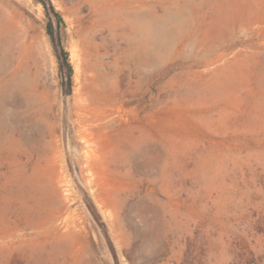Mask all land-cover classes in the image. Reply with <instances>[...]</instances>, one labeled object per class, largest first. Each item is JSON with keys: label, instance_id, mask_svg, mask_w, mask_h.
Masks as SVG:
<instances>
[{"label": "rangeland", "instance_id": "374dc122", "mask_svg": "<svg viewBox=\"0 0 264 264\" xmlns=\"http://www.w3.org/2000/svg\"><path fill=\"white\" fill-rule=\"evenodd\" d=\"M51 2L63 20L71 86L43 5L0 0V61L10 58L0 86L24 64L34 79L27 104L6 106L0 119V206L11 205L2 226L15 228L9 244L0 243V264H32L39 253L44 264H264V0ZM173 12L181 22L168 21ZM133 14L167 27L168 42H146L148 29L134 33ZM77 88L85 104L115 118L107 135L113 147L103 146L94 178L80 162ZM45 98L54 149L40 143L41 156L36 144L18 140L40 134ZM141 149L131 166L127 151L133 159ZM16 156L24 173L39 177L51 166L69 181L75 235L68 246L36 249L24 240L25 199L6 193Z\"/></svg>", "mask_w": 264, "mask_h": 264}, {"label": "bare ground", "instance_id": "6f19581e", "mask_svg": "<svg viewBox=\"0 0 264 264\" xmlns=\"http://www.w3.org/2000/svg\"><path fill=\"white\" fill-rule=\"evenodd\" d=\"M236 3H238V0H236ZM179 13L180 12L171 13L168 16V21H171L172 23L181 22L182 17H180ZM128 18H129L130 22L132 23V24H130V26L132 27L134 33H138L142 29H148L147 30L148 34L146 36V42L151 43V44H154V43L155 44H164L166 41L168 42V38L170 36V31L167 29V27L164 26L161 28H155V27H157L156 25H154L156 22L154 23L153 21H150V22L144 23L145 22L143 20L144 18L142 19V17L138 14L130 15V17H128ZM168 21H166V22L168 23ZM248 24H251V23H248ZM133 45L139 51L146 49V46H144V44H142L139 41V39H134ZM4 46H5V48L8 49V46H6V45H4ZM220 56H219V59H220ZM222 57L223 56H221V58ZM9 60H10V58L7 61H5V63H4V61H0V68L2 66L7 65ZM215 60L217 63L218 60L216 58H215ZM211 64H209V65H211ZM22 66H23L24 70H21V72L18 76L13 75L14 76L13 78H11V79L9 78L10 80H7V82L5 84H1V86H0V91L2 92L0 95V119H2L4 117L3 114L8 110V107L6 108V106H8V105L10 106V104H14V105H16L15 107H17V105L23 104L27 100V95H29L28 92L26 93V92H24V90H26L28 87L30 88V87H32V85H34L33 84L34 79L27 72V70H26L27 68L25 67L26 65L24 64ZM20 68H21V66H20ZM76 68H77V64H76ZM36 78H37V76H36ZM76 78L79 81V78H80L79 72L76 73ZM36 81H37V79H36ZM227 83H228V81L226 82V84ZM44 85H45V83H44ZM43 87H45V86H43ZM34 89L36 91V88H34ZM27 90H29V89H27ZM48 94L50 95V93H48ZM41 95H42V93H41ZM41 95H39V96H41ZM45 96L46 95H44L42 97H45ZM5 97H6V99H5ZM45 99H46L45 104L42 103V104H44V106L42 105V107L47 108V111H46L47 114L45 113V117L43 116L44 117L43 119L46 120L45 121L46 124L43 123L42 125L39 126V133L40 134H38L35 137L34 136L29 137L28 136L25 141H22L21 139L18 140V143L20 144L21 147L33 146V144H36V147L34 148V150H38L39 154H41L39 149H38L40 143H41V145H43L42 143H44L50 149H54L53 148L54 147V139H53L54 135H52L53 127L47 121L48 120V113H49L48 110H50L52 108L51 107L52 104L49 102V100H48L49 98H45ZM33 101H35V100L33 99ZM28 102L30 103V101H28ZM25 104H27V103L25 102ZM76 104L78 105L76 107V122L78 125L77 134H78V137L80 139V143L82 145V152H81L82 157H81L80 162H81L82 167L84 169H86L88 174L94 178V177L98 176L99 169L102 165L101 152H102L103 146L106 145L107 143L110 145L109 147L112 146V144L110 143V140H108L107 135H109L108 134L109 129L112 126V124L115 122V118H110L109 114L108 115L103 114L102 112H100L97 109H95L94 107H92L90 104H85V102L83 100V96L80 93V88H77V91H76ZM36 107H34V108H36ZM39 107H41V106H39ZM43 110H42V112H43ZM51 111H52V109H51ZM13 112L14 111H12V113H11L12 115H14ZM16 112H14V113H16ZM25 114H26V112H25ZM49 116H50V114H49ZM41 120H42V118H41ZM15 123H16V121H15ZM17 123H19V122H17ZM33 125H32V127H33ZM36 125H38V124H36ZM19 127H20V125H19ZM37 127L38 126H36V128ZM50 127H51V129H50ZM48 129L50 131V133H49L50 139H48L46 137V136H48ZM31 131H33V129ZM15 136H13V137H15ZM18 143L16 142L14 144L18 145ZM124 153L126 154L125 156H127V153H128V156L126 159L128 162L132 161L133 164L131 166L135 167L137 165V163H136L137 158L138 157L140 158V156L143 155V149H141V151H139L136 154L135 158H134V156H132L133 159L129 158L130 153L128 151H127V153L126 152H124ZM57 154H58V152H57ZM57 154L55 157L58 160L57 162H59L60 160H59V156ZM15 155H17V154H15ZM41 156H42V154H41ZM13 160H14V165L16 167H17L18 163H20L21 167L16 169L14 166V170H13V178L14 179L11 182L12 185H10L7 188L6 193L14 196L15 198L19 197V198L25 199V200H23L24 203L22 205L23 206L22 207V212H23L22 218L25 219V229L24 230H27L28 232H24V234H22L23 237L25 238L24 240L29 245L35 247L36 249H40L42 246H46V244L48 242L51 243V245H52L51 248H59L60 242L63 243L62 246L63 245L68 246L70 244L71 238L75 235V233L72 231V228L75 226H74V223L71 222V219L69 220V218H70V215L68 213L69 212V205L66 202L67 196L70 193L69 181L65 178L64 174H62V173L57 174V173H55L54 170H53L54 172H51L52 171L51 166L49 167V169H48V166H45L44 170L46 172H44V174L42 173L43 175H40L39 177L38 176L35 177L36 175L34 173H31V174L24 173V171H25L24 170V163L22 164V162L17 158V156L14 157ZM44 160H45V158H44ZM124 160H125V158H124ZM46 161H47V165L50 164V161L48 158H47V160H45V162ZM39 171H41V169H39ZM39 174H41V173H39ZM99 204H101L103 207H105L106 211H108L110 214L112 213L113 210L111 211V209L109 208L110 207L109 203H107L105 200H100ZM46 207L52 208L53 212L50 214L47 211ZM10 211H11V205L6 203L5 205L3 204L2 206H0V243H2V245L4 242H7L9 244L10 240H12V238L14 237V234H15L14 230L13 231L11 230V229H15V228H11V227L9 228V226H5V225L2 226L3 225L2 220L7 216V214ZM62 238H65L64 241H61ZM35 248H34V250H35ZM43 255L44 254H42V253L37 254L36 260L32 264H44L45 258L43 257Z\"/></svg>", "mask_w": 264, "mask_h": 264}, {"label": "trees", "instance_id": "16d2710c", "mask_svg": "<svg viewBox=\"0 0 264 264\" xmlns=\"http://www.w3.org/2000/svg\"><path fill=\"white\" fill-rule=\"evenodd\" d=\"M40 2L46 12L47 22V33L50 35L55 53L58 59L59 70L62 79H67V84L71 86L72 68L68 62V55L63 49L59 39V28L63 22L61 15L55 10L51 0H36Z\"/></svg>", "mask_w": 264, "mask_h": 264}]
</instances>
